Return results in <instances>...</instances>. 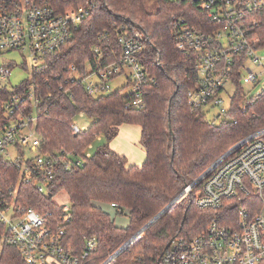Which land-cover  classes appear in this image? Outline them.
Returning <instances> with one entry per match:
<instances>
[{"label": "trees", "instance_id": "trees-1", "mask_svg": "<svg viewBox=\"0 0 264 264\" xmlns=\"http://www.w3.org/2000/svg\"><path fill=\"white\" fill-rule=\"evenodd\" d=\"M46 1L58 12H64L86 6L89 0ZM199 4L193 0H93L90 17L65 47L33 69L31 80L12 90L0 89V132L11 123L4 105L14 93L34 85L36 97L53 95L44 101L38 118L42 154L65 150L84 157L97 137L106 139L107 143L82 167L57 170L50 197L37 193L30 185L21 190L26 207L50 212L56 219L63 210L53 198L62 191L68 195L71 218L63 227L67 245L80 252L85 236L98 240V249L86 264H103L219 158L264 129V93L242 112L240 104L244 98L240 88L229 116L220 124L190 108L188 92L200 85L194 70L197 56L177 49L175 25L184 21L205 29L207 13ZM122 26L137 29L145 36L140 60L154 82L144 86L145 107L141 109L128 107L134 96L124 95L123 89L95 98L87 94L81 82H67L72 65L81 71L87 62L96 67V46L103 48L102 68L121 56L117 28ZM100 36H106V44H102ZM80 113L92 122L87 131L74 135L71 125ZM123 125L141 129L140 145L146 154L142 166L130 165L127 157L110 147ZM17 178L14 166L5 164L0 168V187ZM194 198L195 191L176 203L110 264H165L163 257L174 238L196 236L215 216L213 211L197 208ZM113 204L117 214L128 213V227L117 226L102 208H112ZM3 230L0 226V234ZM0 264L28 263L16 246L3 244Z\"/></svg>", "mask_w": 264, "mask_h": 264}, {"label": "built area", "instance_id": "built-area-1", "mask_svg": "<svg viewBox=\"0 0 264 264\" xmlns=\"http://www.w3.org/2000/svg\"><path fill=\"white\" fill-rule=\"evenodd\" d=\"M198 2L207 13L205 29L184 21L175 25L177 49L197 56L194 70L200 85L188 92V104L206 117L215 109L218 116L228 117L242 88L244 101L240 108L246 112L253 99L264 93V0ZM93 9V0L64 12H58L46 0H0V56L28 51L37 63L34 69L40 67L47 56L72 40ZM117 34L122 54L116 61L102 68L103 48L96 46V67L87 62L81 71L72 65L67 82H81L88 95L98 98L114 93L111 82L130 71L132 78L126 86H133L130 94L134 97L128 107L144 108V86L154 82L140 60L145 36L125 26L117 28ZM106 36L99 37L102 44H106ZM10 75V67H0L1 80ZM249 86L260 89L252 95L246 91ZM52 98V94L36 97L35 86L29 85L10 96L4 105L12 120L0 132V168L5 164L14 166L18 178L0 187V226L4 229L0 241L16 246L28 264H86L97 251L98 240L85 236L80 252L67 245L63 227L71 218L70 205H60L63 215L56 219L50 212L40 213L22 202L24 186H33L37 193L50 197V185L58 169L82 167L92 156L88 153L92 144L84 157L65 150L42 154L38 118L44 101ZM78 118H85V114L80 113L73 121L74 135L89 128L80 127ZM236 146L180 194L177 203L195 191L196 207L213 211L215 216L196 236L174 238L163 257L165 264H264V129ZM26 152L35 155L26 157ZM114 255L103 264H110Z\"/></svg>", "mask_w": 264, "mask_h": 264}, {"label": "rangeland", "instance_id": "rangeland-1", "mask_svg": "<svg viewBox=\"0 0 264 264\" xmlns=\"http://www.w3.org/2000/svg\"><path fill=\"white\" fill-rule=\"evenodd\" d=\"M36 65L37 63H34L32 61L30 53L28 51H14L0 56V67L6 66L10 67L11 69V75L9 79L5 81L0 79V89L3 87H7L8 89L12 90L13 88L22 86L25 82L32 79L33 69L34 67H36ZM130 74L131 72L127 71L126 74L119 76L114 81H112L110 84L112 92H115L118 89L125 87V89L122 91L124 95L132 93L134 89L133 86H126L129 78H132L130 77ZM258 88L259 87L252 89V87L249 86L246 87V91H250L252 95H255L260 89ZM218 114V110L215 109L207 116V119L209 121H215L216 124H220L223 118L218 116ZM77 120L79 122L80 127H89L92 122V120L88 117L82 119L78 118ZM99 138L101 140H99ZM140 139V127L135 125H123L120 128L118 137L110 144V147L114 151L117 150L122 152L120 154L127 157L130 164L132 162L133 164H135L134 166H142L146 160V154L144 152V149L140 145ZM106 143V139L103 136L97 137L96 140L92 143L91 149L88 150V153L94 155L97 150ZM34 155V153L26 152V157ZM53 200L58 203V205L69 206V197L64 191L55 195ZM102 208L111 215L117 226L122 228L128 227L129 218L127 212L120 215L117 214L116 210L114 208H111L110 206H102ZM1 247L2 242L0 241V250Z\"/></svg>", "mask_w": 264, "mask_h": 264}, {"label": "water", "instance_id": "water-1", "mask_svg": "<svg viewBox=\"0 0 264 264\" xmlns=\"http://www.w3.org/2000/svg\"><path fill=\"white\" fill-rule=\"evenodd\" d=\"M185 1V0H184ZM194 2H198L199 0H193ZM239 146L234 147V149L231 151H235ZM230 152V153H231ZM180 199V195L172 202L170 203L161 213H159L152 221H150L141 231H139L132 239H130L114 256L113 259H115L117 256H119L126 248H128L139 236H141L146 230H148L154 223H156L159 219H161L167 212H169L172 207L177 203V201ZM170 246V245H169ZM168 246V247H169ZM167 247V248H168Z\"/></svg>", "mask_w": 264, "mask_h": 264}, {"label": "crops", "instance_id": "crops-1", "mask_svg": "<svg viewBox=\"0 0 264 264\" xmlns=\"http://www.w3.org/2000/svg\"><path fill=\"white\" fill-rule=\"evenodd\" d=\"M141 130V129H140ZM116 150V149H115ZM117 151V150H116ZM119 152V153H118ZM117 153L118 154H120V153H122V152H120V151H117ZM121 155V154H120ZM128 156V155H127ZM129 157V156H128ZM130 162H131V160H130ZM130 165H135V164H133L132 162H131V164Z\"/></svg>", "mask_w": 264, "mask_h": 264}]
</instances>
